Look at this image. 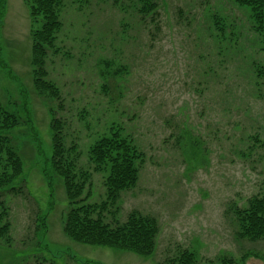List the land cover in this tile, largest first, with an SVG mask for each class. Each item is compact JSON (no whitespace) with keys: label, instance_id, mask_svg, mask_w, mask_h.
Segmentation results:
<instances>
[{"label":"rangeland","instance_id":"374dc122","mask_svg":"<svg viewBox=\"0 0 264 264\" xmlns=\"http://www.w3.org/2000/svg\"><path fill=\"white\" fill-rule=\"evenodd\" d=\"M3 1L0 105L18 123L1 135L23 169L14 189L0 191L9 222L0 264H158L182 249L195 253V264L223 255L264 264V239L238 237L234 215L264 195V78L253 69L264 52L248 9L234 0H157L151 21L137 0H62L56 52L46 59L61 95L51 105L76 166L91 171L89 202L105 197L104 173L89 161L100 135L120 127L144 153L116 216L104 212L111 224L133 209L156 217V248L144 258L64 234L69 204L50 167L51 113L30 63L37 25L26 0Z\"/></svg>","mask_w":264,"mask_h":264},{"label":"trees","instance_id":"16d2710c","mask_svg":"<svg viewBox=\"0 0 264 264\" xmlns=\"http://www.w3.org/2000/svg\"><path fill=\"white\" fill-rule=\"evenodd\" d=\"M29 15L37 27L31 31V59L33 86L35 91L47 103L51 113L52 152L50 167L64 185L69 209L63 220V232L71 240L90 245H100L129 251L141 257H152L156 248L159 225L155 216L131 210L123 222L108 223L104 212L115 217L120 193L136 186L139 180L140 164L144 153L133 139L121 133L120 127H111L108 134L100 135L90 146L89 161L92 170L104 173L105 197L99 202H89L91 196V171L76 166V158L71 155L63 142L65 121L57 116V110L51 105L53 100L61 101L60 89L48 78L46 59L48 52H56L57 32L61 27L60 8L62 0H26ZM137 11L142 18L150 17L154 21L158 16L157 0H137ZM247 8L252 20V29L259 36L264 52V0H234ZM5 1L0 0L1 11ZM216 23H219L216 21ZM222 29V28H220ZM257 77L264 78V64L255 65ZM60 102L58 106H61ZM18 123L17 115L0 105V191L3 188L14 189L12 182L22 173V161L9 138L1 132ZM73 147V146H72ZM143 159V160H142ZM8 208L0 200V236L9 228ZM237 223L236 234L250 241L264 239V195L252 196L247 206L235 207ZM195 253L182 249L177 256L167 257L158 264H195ZM26 264H46L44 260H35ZM49 264H55L51 262ZM208 264H237L236 260L223 255L217 261Z\"/></svg>","mask_w":264,"mask_h":264}]
</instances>
